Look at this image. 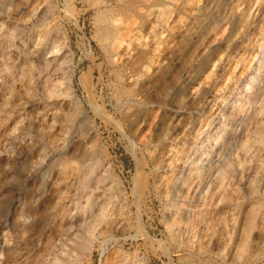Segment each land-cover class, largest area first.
<instances>
[{"label":"rangeland","instance_id":"1","mask_svg":"<svg viewBox=\"0 0 264 264\" xmlns=\"http://www.w3.org/2000/svg\"><path fill=\"white\" fill-rule=\"evenodd\" d=\"M104 1L103 3L101 0L97 2L96 0H31V2L29 0L28 9L36 5L37 7L45 6L46 10L49 8L46 15L47 19H44L42 23L39 21L38 25L36 24V27H39L36 28L34 26L36 29L34 28L35 30L33 29L31 33L30 48L32 47V50L27 48V50H31L32 56L34 52V55L40 52L37 56L40 59L42 58V62L36 60L37 62L35 63L39 66L50 59L56 58V61L53 60L54 62L51 60L50 65L54 66L63 60L61 57L65 52L68 54L65 55L69 62L64 59L67 64H63L61 61L60 69L55 71L56 73L52 71V67H49L51 74H46V76L48 77L47 80L51 76L50 84L52 86L44 82L43 78L41 80L36 79L38 71L35 70L32 77L29 75L30 70L26 66L24 67L25 69L23 68L24 70L20 69L17 74V85L21 89L18 96L14 99V102L17 103L16 120L22 125L35 115L34 113L37 111H32L33 109L43 108V104L45 105L48 102H52L48 113L55 117L56 121L73 119L75 125H82V131L87 134H85V140L87 139L88 141L86 143L91 144L94 141L96 146L95 160H101L102 157L105 158L104 167L102 168V179L96 186L106 194L119 195L120 192H123L127 197V205H130L128 208L132 210L127 216L128 227L113 240L105 241L107 230L104 227H96L94 231H90L89 235L95 234H92V237L95 238L92 255L86 261L79 257L74 264H108L112 256L113 260L114 255H123L126 252L124 256L131 262L134 260L133 264H264V99L259 103L258 100L253 101V99H248V96L241 94L239 96L241 99L239 104L241 106L238 105L234 110V112H237H235L236 114H231V118H242L243 116L244 120L241 123L242 128L241 126L236 127L238 141L226 155L228 173L223 180V194H221V190L219 191L221 186L218 183H214L210 187L208 194L201 201H198L200 206L198 208L190 207L187 204L189 196L193 195L192 187L194 185L192 183L196 184V178L191 179L192 181L188 183L189 185H186L187 187H183L184 190L176 205H171L164 197V193H162V190L166 189V183L169 181L172 171H177L186 158L183 150H185V144L192 141L194 134L192 128L196 126L193 122L198 117V113L206 105L212 103L211 100L214 97L227 95L231 86L236 83L237 88H232L230 95V98H232L238 91V84L240 88V82L245 80V76L250 78V75L256 78L255 83L257 81L260 82L259 85L262 93H264V81L261 80L264 68L261 63L257 64L256 62V70L251 71V74H249L241 69L244 64L241 65L239 59V62L237 61L240 53L249 54V56L251 53L254 55L256 53L255 43L264 41V15L260 16V18L257 16L255 19V21L257 20L256 30L251 33L252 35L249 34L243 38L237 52L231 53L228 51L229 41L240 39L238 36H241L244 25L250 21L251 14L255 13L256 8L260 7L264 11V0H229L225 5H223L225 1L211 0L213 6L222 5L221 14L222 10H224L225 15L216 18L210 32L197 43L190 42L189 30H192V27L203 18L202 14H198L195 11L207 0ZM106 1L109 3V7L116 8L115 12H119H117V17H121L125 22L129 21L130 23L132 19H138L135 24L138 26L135 27V30H131L130 34L132 35L126 36V40H124L129 45L131 40L132 46L123 44L113 48V42L111 44L109 41L107 48L103 45L108 39L102 41L99 37V23L96 12L101 5L108 4ZM128 2L132 3L129 4ZM123 9H125V13ZM120 10L122 11L120 12ZM134 10L135 12L133 13ZM159 14L163 16L162 18H166L165 21L167 22L163 21L164 25H162V21L160 23V30L163 32L161 34V50L152 51L156 38L150 37L151 39H146L144 36L149 29L151 30V25H154L156 21H160L157 17L160 16ZM47 16H49V19ZM27 18L28 15L26 14L20 19L25 20ZM162 18L161 20H164ZM139 20L141 23L143 22L142 24L145 21V25H149L148 30L147 28L142 29V24ZM45 21L47 23L49 21V23L47 24ZM167 25L168 28H166ZM50 26L54 28L52 29ZM124 26L128 27L127 24ZM47 27H49L51 38L46 37L47 34H44ZM135 31H138L139 35L136 36L137 33ZM140 31L145 35L143 36ZM132 32H135V37H133ZM137 37L139 42L136 40L138 39ZM134 39L135 41H133ZM19 42H17L18 47L22 45ZM40 44L43 50L38 46ZM109 46H112V48H109ZM150 48L152 49L151 51L149 50ZM40 54L41 56H39ZM258 56L264 55L260 53ZM248 58L246 57V62L249 61ZM150 59L153 60L150 62ZM67 67L72 72L71 87L65 91V94L62 92L61 94L57 91L58 88L60 90H63V88L65 90L66 88L63 85H66L65 75L68 70ZM6 70L3 72L7 74ZM60 71L65 72L64 75L63 72L60 74ZM23 72L25 73L23 74ZM195 72L196 76L193 78V82L186 83L188 75ZM62 76H65V78ZM31 81L39 82L31 83ZM29 83L33 84V86L29 87ZM205 84L206 87L204 86V88L210 92V95L207 97L201 96L202 98L200 97L201 99H198L196 103L187 105L186 100L190 92L200 90ZM230 84L231 86L226 87V85ZM200 85L202 86L200 87ZM6 89H8L7 86ZM31 89L34 90L33 94ZM18 98L19 100H17ZM247 103H249L248 105L252 104L255 108L258 106L257 108L260 111L254 114L252 111L246 112L239 109V106L243 108L242 105L247 107ZM185 104L187 105L186 107ZM19 107H21L20 110L18 109ZM96 109L97 111L98 109L101 110L105 117L102 114V116L99 115L101 111L95 112ZM237 109L241 110L240 113ZM57 113L59 115L67 114L66 117L65 114L62 117ZM95 113L98 115H95ZM50 115L47 118H51ZM5 116L4 123L7 122L11 115L6 113ZM74 116L77 117L75 118ZM179 118L181 119L178 120ZM19 123L18 126L21 125ZM58 130L60 129L56 128L55 132L59 133ZM55 132L54 134L56 135ZM76 137L77 133H73L72 139L75 140ZM160 138L163 142L161 146H158L155 142ZM90 140H92L91 143ZM14 147L16 151L19 149L18 147L20 149L17 152L15 150L11 151V149H8L10 152L7 150V153H11H6V162L8 163L3 165L4 161L0 160V192H3L0 193V201L3 199L2 202L5 205L1 209L3 215L7 213L5 211L6 208L7 210H13L12 207L7 205L8 198L12 196L11 193L13 192L12 197H18V194H22V189L25 186L22 177L26 175L25 172L29 166V164H23V162L18 163L16 158L22 151L21 144L18 143L17 145L16 143ZM159 147H161L162 152ZM39 150V148H36L27 153L28 163H31L30 159L35 154H38ZM77 150L71 155L73 157L69 155L67 157L69 156L72 159L76 157L80 151L79 149ZM13 151L15 152L13 153ZM75 152L78 153L74 154ZM36 158L37 155L31 161H36ZM52 159L53 157L49 158L47 162L50 163ZM68 163L70 164V162ZM18 164L19 166H17ZM55 164L60 167L62 163ZM154 164H157L156 168H154ZM58 167H53V171L57 170ZM34 177L38 178L40 174L32 176V179H27V181L25 179V182L30 184L33 182ZM7 178L10 179L7 180ZM51 178H53L52 182L54 183L55 175L53 174L49 178L50 182ZM14 180L18 186L13 185L15 184ZM49 181L47 182V187L49 184L51 186L47 189L46 197L51 204L55 201L57 189L54 192L55 186ZM8 187L11 190L8 189V191ZM14 187H16L17 192ZM161 188L160 198L158 193ZM59 190L63 191L62 188ZM115 190L119 191V193ZM4 191H7L8 194ZM134 192L140 194L138 203L142 214L141 223L149 234L147 238L142 235L141 226L139 228L138 215L135 212L137 206L134 202V199L136 200ZM79 193L80 190L78 191ZM109 205L115 209L113 210L114 212L117 210L119 212V208H117L119 205L114 203ZM111 206L108 207L111 208ZM2 214L0 215V221L4 217ZM251 216L253 217L251 218ZM189 220L191 222H188ZM203 220H205V224ZM173 221H177V223ZM69 223V221L68 224L65 221L63 226L68 227V229L63 231L64 227L62 232H56V228L52 227L49 239L44 240V237L41 240L42 242L44 241V244L40 243L36 247L35 253L39 254V251L43 250L45 246L48 248V253L46 251L48 255L46 254V256L49 262L47 263L50 264L49 259L55 258L54 256H57V253L60 255V252L62 254V252L65 253L66 251V253L71 252V254L76 255L78 251H81L77 245L82 238L89 235L83 229L77 230V234L74 233L75 235L70 233ZM46 242L48 243L47 245H45ZM55 253L56 255H54ZM128 254L129 256L127 257L126 255ZM51 260L53 261V259ZM51 264L56 263L53 261Z\"/></svg>","mask_w":264,"mask_h":264},{"label":"bare ground","instance_id":"2","mask_svg":"<svg viewBox=\"0 0 264 264\" xmlns=\"http://www.w3.org/2000/svg\"><path fill=\"white\" fill-rule=\"evenodd\" d=\"M97 1L98 0H96V2ZM101 1L103 3L105 2L104 0H101ZM107 1H106V3H108ZM132 1H135V0H132ZM222 1H225V2H223V5H225L227 3V1H229V0H222ZM28 2H29V0H17V1L16 0H0V160L4 161L3 165L8 163V162H6L7 150L11 149V151L12 150L16 151V149H14L15 148L14 146L16 143H17V145H18V143H20L22 146L21 147L22 151L19 153L18 157H16L18 160V163L23 162V164H29L28 170L25 172L26 175H24V177H22L23 183L25 184V186L22 189V194L21 195L18 194V197H15V196L12 197L13 196V192H12L11 198L9 197L10 194H9V196L7 195L9 198L6 196L9 201H7L8 204H7V202H5V203L7 205H9V207H12L13 210H7V208H6L5 211H7V213L3 215L1 209L5 205L2 202L3 199L0 201V215L2 214V216H4L3 220L0 221V264H49V263H47L49 261L47 260V256H46V254L48 253V251H47L48 248L45 246L43 248V250L39 251L40 252V254H39V253H35L36 247H38L40 245V243L44 242V241L43 242L41 241V240H43L44 237H45L44 240L49 239V237L51 236L50 231H51L52 227L54 229L56 228V230H55L56 232H59V231L62 232V230L65 227V226H63L65 221H67V224H68V221L70 222L69 223V229L72 231L71 232L69 230L70 233H73V234L76 233L77 234V232H76L77 230L80 231V229L81 230L83 229V231H86L88 234L90 231H94V229L96 227H98V228L104 227V229L106 228V230H107L106 231L107 235H106L105 241L113 240V238H115L117 235L121 234L122 231L126 227H128L127 226L128 225V217L127 216L131 210L128 208V206H130V205H127V203H128L127 197L123 194V192L119 193V191L117 192V190H115L117 193H119V195H116V194L113 195L110 193L106 194L103 190H101V189L99 190V188L96 186L97 183H99V181L102 179V175H103L102 168L104 167L103 162H104L105 158L102 157L101 160L100 159L95 160L94 157L96 154L95 153L96 146L94 144V141H93V143H91L92 140H90L91 144L86 143V141H87V139L85 140V137H86L85 134L86 133H84L81 129L82 125H79V126H77V124L75 125V122L73 121V119H66L65 118L66 121H64V120L63 121L62 120L56 121L55 117L51 116L50 113H48V110H49L52 102L51 103L48 102L45 105L43 104V108H36L35 110L33 109L32 111H37V112L34 113L35 115L33 117H30L28 120H26V123L23 121L24 122L23 125L16 120L15 114L17 111V108H16L17 103L14 102V99L16 96H18L20 89H21V88H18V85H17V83H18L17 74H18L19 70L23 69L26 66L30 70L29 75H31L32 77H33V72L36 70V71H38V75L36 76V79L41 80L43 78L44 82H46L47 84L48 83L50 84L51 83V79H50L51 76L49 75L50 81L47 80L48 77L46 76V74L47 75L51 74V72H49V70H50L49 67H52V71H54V72L58 71L60 69V65H61L60 62L62 61L63 64L64 63L67 64L66 60L68 59V58L66 59V55H68V54H66V52H65V54H66L65 55L64 52H62V54H64V55L61 54L63 57V58L61 57V59H63V60H61L58 64H56L54 66L50 65L52 59H50L46 62L44 61L45 63L44 64L42 63L39 66L37 65V63H35L37 61L42 62L41 61L42 58L40 59L37 56L40 52H38L37 55H34L35 54V52H34V54L32 56V52H31L32 47L30 48L31 33L33 32V29L36 27V24L39 21L42 23V21L44 19H47L46 15H47V10L49 8L46 10L45 6L37 7V5H36V6L30 7L28 9V7H29ZM30 2H31V0H30ZM114 2H115V0H114ZM116 2H118V0H116ZM124 3H126V2H124ZM128 3L130 4L132 2H128ZM94 7H96V6H94ZM222 8H223L222 5L213 6L211 0L205 1V3L201 4L197 8V10L195 12L198 14H202L203 18L201 20H199V22L192 27V30L191 29L189 30L190 42L197 43L210 32L213 25L215 24L216 18H219V17H222L223 15H225L224 10H222L223 12L221 14ZM115 9H114V7L113 8L109 7V3H108L106 5H101L99 7V9H97V12H96L97 18H98L97 21L99 23V29H98L99 37L102 41H105L106 39H108L107 41H105L103 43L105 48L108 47L107 45H109V42L110 43L113 42V44L111 43L112 45H114L113 48H117V46L119 47L120 45H123V44L130 46L131 40H130V45L125 43L126 41L124 42V40H126V36L129 37L130 35H132V34H130L131 30H135L136 29L135 27L138 26V25H135L137 23L136 20H138V19H136V20L132 19V21L130 23H129V21L125 22V20H122L121 17L120 18L117 17L118 11L115 12L116 11ZM132 9H133V7H132ZM260 10H261L260 7L259 8L257 7L256 11H254L255 13L251 14L250 21L247 24L245 23L246 25H244V27L242 29L241 36L240 35L238 36V37H240V39H237L235 41H229L228 51H230L231 53L237 52V49L240 47V44L242 43L243 38L245 36L253 33L256 30V28H257L256 21L257 20L255 21V19L257 18V16H258V18H260V16L264 15V11L263 10L260 11ZM121 11L122 10H120V12ZM124 11H125V9H123V12ZM134 12H135V10L133 11V13ZM159 13H160V9H159ZM26 14L28 15V18L25 20L24 19L21 20L20 18L24 17V15L26 16ZM134 15H136V14H134ZM159 15L160 16H157V17H158V19H160V21L155 22L153 20L155 22V24L150 26L151 30L150 29L148 30L149 25L148 26L145 25L146 22L144 20H143L144 24H142L143 22L141 23V21L139 20V22L142 24V29L147 28V30H148V32L145 33L146 35L144 34L145 36L143 35L142 31H140L142 33V35L146 39H148L150 37L153 39L156 38L155 42H154V46H152L153 50L150 48L149 49L150 51L151 50L155 51V50L160 49V44L162 42L161 34L163 32L160 30L161 29L160 23H161V21H162V23H163V21L165 23L167 21H165L166 18L165 19L162 18L163 16L161 14H159ZM155 16H156V14H155ZM47 17L49 19V16H47ZM164 17H166V16H164ZM131 18H133V17H131ZM135 18H137V17H135ZM152 18H150V19H152ZM161 18L164 20H161ZM45 22H44V24H45ZM48 23H49V21H48ZM126 24L128 27L124 26ZM162 25H164V23ZM44 26H43V28H44ZM38 27H36V28H38ZM51 27L52 26H50V28ZM53 28L54 27H52V29ZM131 28H134V29H131ZM138 28H140V27H138ZM166 28H168V25L166 26ZM45 30H46V33H44V31H43V33L47 34L48 36L46 35V37L49 38L50 37L49 27L45 28ZM135 32H132L133 35ZM34 33H35V31H34ZM141 33H140V35H141ZM137 35H139V34L137 33L136 36ZM42 36H45V35H42ZM57 37H59V36H57ZM60 37H61V35H60ZM133 37H135V35ZM135 39L133 41H135ZM136 40H138V42H139V38ZM58 41H60V40H58ZM62 41H63V38H62ZM146 41H148V40H146ZM255 41H256V39H255ZM17 42H19V44H22V45L20 47H18ZM33 43H34V41H33ZM47 43H48V41H47ZM60 43H62V42H60ZM146 43H148V42H146ZM146 43H144V44H146ZM41 44H44V43H41ZM41 44L38 46L41 47ZM64 45H66V44H64ZM135 45H137V44H135ZM38 46L36 45V47H38ZM44 47H45V45H44ZM46 47H48V46H46ZM27 48H30L31 50L29 49L30 50L29 51V50H27ZM109 48H112V46H109ZM36 49H39V48H36ZM40 49H42V47ZM45 49H47V48H45ZM255 50H256V53L254 55H252V53H251L250 56H249V54L247 55L244 53H240L238 51L240 54L238 53L239 55L237 57V61L239 62V60H240V64L241 65L244 64L241 69L247 71L249 74H251V71L253 72L256 70V67H255L256 62H257V64L261 63V66L264 68V56H260V57L258 56L260 53L264 55V41L256 42L255 43ZM133 52H134V49H133ZM39 56H41V54ZM145 56H147V55H145ZM149 56L151 57V55H149ZM148 57H146V58L149 59ZM246 57H249L248 62H246ZM59 59H60V57H59ZM64 59H66V60H64ZM53 60L56 61V58ZM70 60H71V58H70ZM151 60H153V59H150V62H151ZM133 63H135V62H133ZM133 63H132V65H133ZM133 66H135V65H133ZM199 66L201 67V65H199ZM158 67H160V66H158ZM69 68H70V65H69ZM69 68L67 67L68 70L66 71V75H65L66 78H65V76H62L66 80V85H63L64 87L66 86V88H65V90L63 88V90H64L63 91L57 87L58 88L57 92H59V93L62 92L65 94V91L69 90V88L71 87L70 82L72 81V72H71V69H69ZM5 69H7L6 70L7 74L3 72ZM61 70H62V68H61ZM64 71H65V68H64ZM241 71H240V73L243 72V71L242 72ZM62 72L63 71H60V74ZM260 72H261V70H260ZM24 73L25 72H23V74ZM64 73L65 72H63V75H64ZM195 76H196V72L189 74L187 79H186V83L193 82V78H195ZM255 80H256V78L251 76V75H250V78H247V76H245V80L240 82L241 83L240 88H239V84H238V91H236L237 92L236 95H233L232 98H230V95L232 93V90L235 89V87H236L235 81H234L235 84L233 83L234 85H232V86H231L232 83L230 85H226V87L231 86L230 91L227 88V92L229 91L227 93V95L216 96L212 100L209 99L212 101V103L209 105H206L203 108V110L198 113V117L193 122V124H195L196 126L192 128V132H194L192 141L188 144H185V146H184L185 150H183L184 152L182 151L184 153V157H186V158L184 159V162L181 163V165H180L179 169H177V171H172L171 177H169V181L166 183V189L162 190V188H163V186H162V188L159 190L158 195L160 198H161V190H162L163 191L162 193H164V197L171 203V205H176L178 199L181 197L182 191L184 190L183 187L186 186L188 183H190L192 181L191 179H193V178H196L195 180H197V182L195 181L196 184H194V182L192 183L194 185V187H192L193 188V190H192L193 195L189 196V201L187 204L190 207L198 208L200 206L198 201H201L202 198H204V196L206 194H208L210 187L214 183H218L221 186L219 188V191L221 190L220 192H221V194H223L222 193V190L224 188L223 180L226 178V174L228 173L227 172L228 170L226 169L227 168L226 166L228 164L227 160H226V155L228 154V151H230L232 146L235 145V143L238 141V139H237L238 134H237V128L236 127L241 126V123L244 120L243 116H242V118H238V117L237 118H231V116H232L231 114H234L236 112V111L234 112V110L237 108L238 105H240L239 101H241V99L239 98V96L241 94H243L244 96L245 95L248 96V99H253V101L258 100L259 103L262 99H264V93H262V89L259 85L260 82L257 81L255 83L254 82ZM261 80L264 81V70H263ZM36 82H39V81H31V83H36ZM31 83H29L31 85V86L28 85L29 87L33 86V84H31ZM50 85L52 86V84H50ZM6 86L8 87V89H6ZM56 86H57V84H56ZM201 86L202 85H200V87ZM204 86L206 87V84L203 85V88H201L200 90H198L196 92H192V91L190 92V94L186 100L187 105H191L193 103H196V101H198V99H201L203 96L207 97L208 95H210V92H208L206 90V88H204ZM160 87H161V84H160ZM157 88H158V85H157ZM160 90H161V88H160ZM33 91L34 90H32L31 93ZM70 92H68V93H70ZM156 93H157V91H156ZM153 96H154V94H153ZM211 96H213V95H211ZM156 97H157V94H156ZM5 99H7V100L5 101ZM17 100H19V98ZM254 103L257 104L256 102H254ZM186 104H185V107L187 106ZM248 104L249 103H247V105ZM18 105H20V104L18 103ZM27 106H28V104H27ZM240 106H239V109H241L242 111L243 110H245L246 112L252 111V113H254V114H256L257 112L260 111L257 108L258 106L255 108L252 104L248 105L247 106L248 108L245 107L244 105H242L243 108L242 107L240 108ZM40 107H42V106H40ZM253 107H254V109H253ZM18 109L20 110L21 107H19ZM37 109H39V110H37ZM52 110H53V108H52ZM241 110H238L239 113ZM74 111H76V110H74ZM98 111H101V110L98 109ZM98 111L96 109L95 112L98 113ZM6 113H9L11 115V117L9 119H7L6 123H4L3 120L6 117L5 116ZM29 113H30V111H29ZM29 113H27V114H29ZM48 114L51 116V118L50 117L47 118V116H49ZM59 114H61V113H59ZM63 114H65V113H63ZM66 114H65V117H66ZM101 114L104 115L102 113V111L99 112L100 116H102ZM58 115H56V116H58ZM62 115H59V116H62ZM95 115H98V114L95 113ZM250 116H253V115H250ZM68 117L70 118V116H68ZM74 117L76 118L77 116H74ZM103 117H105V115ZM59 119H61V118H59ZM180 119L181 118H179L178 120H180ZM75 120H77V119H75ZM18 123L21 124L22 126L21 125L18 126ZM81 123H78V124H81ZM246 124H247V122H246ZM84 127H86V126H84ZM56 128L60 129V130H58L59 133L55 132ZM241 128H242V126H241ZM85 129H87V127ZM54 132L56 133V135L54 134ZM73 133H77V137L75 140L72 139ZM88 137H90V136H88ZM162 142H163V140L160 138V139H157L155 143L158 146H161ZM18 148L20 149V147H18ZM36 148L40 149L39 152L37 151L38 154H35V152H34V154L37 155L36 161H34V162L31 161L35 157V155H34V157H32L33 156L32 155L31 156L32 158L30 159L31 163H28L27 162V160H28L27 159V157H28L27 153L29 151H32L33 149H36ZM159 148L161 151V147H159ZM77 149L80 150L79 153L77 152L78 155L76 157H74L73 159L69 158V156L73 155V152L76 151ZM15 151H13V153ZM34 151H36V150H34ZM157 151H158V149H157ZM77 153L75 152L74 154H77ZM157 153L159 154V152H157ZM9 154H11V153H9ZM16 155H17V153H16ZM67 155H69V156L67 157ZM7 156H9V155H7ZM52 157H53L52 161L50 163H48L47 160L49 158L51 159ZM71 157H73V156H71ZM67 160H69V161H67ZM68 162H70V164ZM55 163H60V164L62 163V164H61V166L59 165L60 167H58V166H56ZM17 166H19V164ZM156 166H157V164H154V168H156ZM14 167H15V165H14ZM53 167L54 168L58 167V168H57V170L55 169V171H53L54 170ZM3 170L5 171V169H3ZM22 171H20V172H22ZM234 171H236V170H234ZM37 174H40V177H38V178L34 177L33 182H31L30 184L25 182V179H26V181H27V179H30V178L32 179V176H34V175L36 176ZM53 174L55 175L56 179H54V183H53L52 182V179L54 178V176H53V178H51V182L55 186V188L53 187L54 192L57 189V191H56L57 196L55 197V199H54L55 201L53 200L54 202H52L51 203L52 205H51L46 196H47V191H48L47 189L49 188V186H51L49 184V186L47 187V185H48L47 182L49 181V178ZM239 174H241V173H239ZM12 175H14V174H12ZM15 176H17V175H15ZM9 179L10 178H7V180H9ZM5 182H6V180H5ZM20 182H21V180H20ZM14 183H15V180H14ZM3 185H4V183H3ZM13 185H17V184L15 183ZM9 187L7 188V190L9 189ZM112 187H114V186H112ZM15 188L16 187H14V189ZM60 188H62L63 191H60L59 190ZM74 188L76 189L77 193L75 192ZM113 189H115V188H113ZM113 189H112V191H113ZM9 190H11V189H9ZM79 190H80V193L78 194ZM110 190H111V188H110ZM4 192H7V191H4ZM16 192H17V190H16ZM54 192H50V193H54ZM192 192H190V193H192ZM0 193H3V192H0ZM197 193H198V195H197ZM7 194H8V192H7ZM134 197L136 198V200L134 199V202L136 203V206H137V208L135 207L136 208L135 212H137V215H138L139 228L141 226L140 230L142 232V235H144L147 238V237H149V234H148L147 230L144 228L143 224L141 223L142 214H141V210H140V205L138 203L140 200V194L134 192ZM112 203H114L115 205H119L117 207V208H119V212H118V210L116 212L113 211L115 209H113L112 206L109 205ZM181 203H183V202H181ZM202 205H205V204H202ZM108 206H111V208ZM9 207H8V209H9ZM131 212H132V210H131ZM183 216H185V215H183ZM252 217L253 216H251V218ZM191 218H193V217H191ZM178 220H179V218H178ZM173 222L177 223V221H173ZM188 222H191V221L189 220ZM232 222L234 223V221H232ZM203 223L205 224V220H203ZM247 223H250V222H247ZM67 229H68V227L67 228L65 227V229L63 231H65ZM99 231H100V229H99ZM56 232H55V234H56ZM92 234L91 235L88 234L89 236L82 238L81 242H79V244L77 245L81 251L79 252L78 249L75 248L76 251H78V253H76V255L71 254V252L66 253V251L64 250L65 253L62 252V254H61V252L59 251L60 255H59V253H57L58 255L54 256V255H56V253H55L53 255L55 258H51V259H53L54 263H56V264H74L75 262L78 261L79 257L85 259V261L87 259H90L91 255H92V251H93V244L95 242L94 241L95 238L92 237ZM93 235H95V234H93ZM47 241H49V240H47ZM151 241H152V239H151ZM103 242H104V240H103ZM103 242H101V243H103ZM157 242H159V241L157 240ZM47 244L48 243L46 242L45 245H47ZM46 251H47V253H46ZM103 251H104V247H103ZM126 253H124V254H126ZM124 254L123 255H120V254L114 255L113 260H112V258H113V256H112V258L110 259L111 261L108 260L109 261L108 264H133L134 260L132 262L129 261L124 256ZM129 254L126 256L128 257ZM130 257H131V255H130ZM51 259H49L50 264L53 262ZM141 262H142V259H141ZM135 263H136V261H135Z\"/></svg>","mask_w":264,"mask_h":264}]
</instances>
